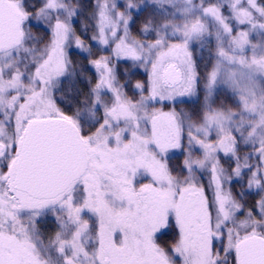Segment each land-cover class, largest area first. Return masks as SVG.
<instances>
[{
  "label": "rangeland",
  "instance_id": "374dc122",
  "mask_svg": "<svg viewBox=\"0 0 264 264\" xmlns=\"http://www.w3.org/2000/svg\"><path fill=\"white\" fill-rule=\"evenodd\" d=\"M7 1L1 161L14 172L21 112L75 123L90 161L86 175L40 211L0 206V264H150L143 247L124 254L118 220L137 205L111 174L149 190L141 223L166 264H223L241 238L264 234V0ZM55 18L66 28L61 55L52 51ZM170 46L188 55L180 75L157 71ZM93 62L109 70V86L98 85ZM164 77L182 101L170 104L174 144L147 149L158 169L138 139L153 135ZM188 191L205 199L209 254L200 243L184 247L180 194Z\"/></svg>",
  "mask_w": 264,
  "mask_h": 264
},
{
  "label": "trees",
  "instance_id": "16d2710c",
  "mask_svg": "<svg viewBox=\"0 0 264 264\" xmlns=\"http://www.w3.org/2000/svg\"><path fill=\"white\" fill-rule=\"evenodd\" d=\"M7 17L8 21H10V16H12V8L7 5ZM212 14V13H211ZM217 15L216 13H214ZM9 23V22H8ZM55 34H54V45L52 46V51L58 53L59 55L63 54L64 48L66 45V28L62 26L60 19L55 18ZM8 26V25H7ZM65 35V36H64ZM181 57L188 59V55L182 51V48L173 46L169 47L167 51L160 55V59L158 62L162 64L161 68L157 70L159 73L167 72L168 69L173 68L178 71V74L184 73L186 71L187 64H185ZM89 68L93 69L100 75V81L98 82L99 86L102 87L105 84L110 85V72L109 70L103 66V63H90ZM173 73V72H172ZM170 76V75H169ZM167 78V76H165ZM161 80L160 84L157 86V93L155 95L156 98L161 100L163 103L162 109L156 114L153 122V135L149 139H138L140 143V148H142V152H145L146 158L149 157L150 163L158 169H162L157 160L150 154L147 150L151 145H157L160 147L159 143H166V145L174 144L176 139L175 127L173 124V111L171 109L170 104L173 101H182L179 100L180 97L175 94L173 87H177L176 84H172L167 79ZM163 78V77H162ZM172 88V89H170ZM167 91V94H162L163 90ZM170 89V90H169ZM110 93L115 97L113 91ZM120 103H122L120 101ZM119 103V104H120ZM46 117H57L53 113H48ZM34 118L30 114H23V112L19 113L18 116V126L19 130L22 133V137L24 136L26 127L29 121ZM21 137V138H22ZM161 172H163L161 170ZM111 176L116 180L117 184L123 189L128 191L131 196L136 201L137 212L132 217H122L118 220L119 229L121 230L123 236V244H124V254L129 257L133 255L139 247H143L146 251V259L150 264H166L163 256L156 250L153 243L146 237L144 232L143 225L141 223V215L140 211L144 208L146 204V200L150 196V192L147 189L137 190L129 186L128 184H124L117 179V176L111 174ZM180 199L182 202V207L179 209V221L180 226V234L184 244V247L188 249V246L195 245L200 243L203 247V251L205 254L210 253L211 248V240L212 234L210 230L209 220L207 218V213L205 210V199L201 198L197 191H188L186 193L180 194ZM188 200V201H187ZM192 200H197L194 209L189 211H185V207H187ZM49 200H38L30 197L28 194L21 192L14 188V172L12 166L5 165L0 159V206L4 207L11 212L21 213L24 211L35 212L43 209V205L45 202ZM184 210V211H183ZM191 221V224H189ZM264 237V234H259ZM242 239V238H241ZM223 264H236L235 260V248L227 252L222 258Z\"/></svg>",
  "mask_w": 264,
  "mask_h": 264
},
{
  "label": "water",
  "instance_id": "95a60500",
  "mask_svg": "<svg viewBox=\"0 0 264 264\" xmlns=\"http://www.w3.org/2000/svg\"><path fill=\"white\" fill-rule=\"evenodd\" d=\"M7 0H0V37L7 31ZM78 126L63 117L32 119L14 163V188L38 200L65 193L89 169ZM236 264H264V237L249 235L235 245Z\"/></svg>",
  "mask_w": 264,
  "mask_h": 264
},
{
  "label": "flooded vegetation",
  "instance_id": "af4514ba",
  "mask_svg": "<svg viewBox=\"0 0 264 264\" xmlns=\"http://www.w3.org/2000/svg\"><path fill=\"white\" fill-rule=\"evenodd\" d=\"M8 22H9V21H8V17H7V25H8ZM7 25H6V26H7ZM6 33H7V31H6ZM6 33H5V34H6ZM5 34H4L3 36H1L0 39L3 38V37L5 36Z\"/></svg>",
  "mask_w": 264,
  "mask_h": 264
}]
</instances>
